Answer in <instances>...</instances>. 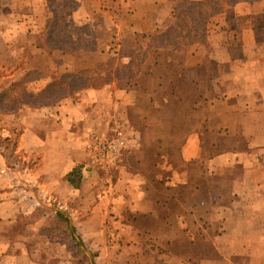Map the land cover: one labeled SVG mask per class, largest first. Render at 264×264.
Wrapping results in <instances>:
<instances>
[{
	"label": "crops",
	"instance_id": "crops-1",
	"mask_svg": "<svg viewBox=\"0 0 264 264\" xmlns=\"http://www.w3.org/2000/svg\"><path fill=\"white\" fill-rule=\"evenodd\" d=\"M72 1L77 5L73 23L93 25L104 17L118 52L132 54L138 37L165 31L178 13L204 0ZM48 6L49 0H0V55L14 60L9 58L5 66L18 65L30 51L23 39L40 38L48 30ZM148 64L153 63L146 64L139 83L90 89L75 102L65 100L44 110L49 124L34 130L46 148L36 151L41 162L35 183H55L44 190L51 200L58 185L77 197L82 209L73 214L84 241L97 237L108 246L139 251L152 238L162 249L152 254L154 260L195 262L206 258L199 256L205 252L216 259L228 235L223 230L230 228V202L239 205L240 199L264 191V149L258 157L249 152L255 139L244 125L254 115L264 119V0L226 6L210 20L206 42L191 46L179 67L163 62L170 77L157 72L161 65L155 62L158 69L146 72ZM177 84L186 88L185 94L171 91ZM176 96L194 106L192 130L180 140L172 136L171 127ZM106 109L127 114L137 133L111 180L94 163L90 140L103 129L98 115ZM231 118L242 121L231 124ZM230 134H241L245 147L230 146ZM236 166H241V175L230 178V168ZM79 167L82 181L76 189L67 176ZM105 181L109 186L102 188Z\"/></svg>",
	"mask_w": 264,
	"mask_h": 264
},
{
	"label": "rangeland",
	"instance_id": "rangeland-1",
	"mask_svg": "<svg viewBox=\"0 0 264 264\" xmlns=\"http://www.w3.org/2000/svg\"><path fill=\"white\" fill-rule=\"evenodd\" d=\"M76 8L77 5L72 0H49L48 9L52 15L50 26L40 38L23 39L30 50L25 53L24 59L16 66H5L4 63H7L9 58L14 61L13 57L12 55L3 57L0 55V66H3L0 68V94L12 83L24 78V75L30 71H37L43 76L27 85L31 93L37 94L62 74L74 73L83 68H93L98 64V61L93 59L78 62L71 50L64 48V42L60 40L61 37L69 34V30H80L85 34L91 31L104 37L103 40L106 42L110 40L112 31L106 25L104 17L96 19L93 25L82 21L73 23L72 12L76 11ZM50 34H53L51 43L48 40ZM56 39H59L58 42ZM34 45L35 49H32ZM54 46L58 48H53ZM62 51H69V56L62 54ZM54 52L57 55H54ZM187 52L175 54L170 49L153 50L146 64L150 61L153 64L154 62L159 63L161 68L158 69L153 64H148L146 72L151 71L152 73L158 69L157 72L170 77L169 71L163 70L165 68L162 65L163 62L171 61L174 62V67H179L180 61L184 60ZM109 60L105 58L103 63ZM119 61L125 62L126 60L119 59ZM144 67L136 78L118 80L113 83L123 82V85L125 83L130 85L131 82L135 84L141 82ZM106 86L90 89L97 90ZM90 89L68 95L55 104L41 108L21 106L14 112L5 113L7 108L0 111V264H264V191L262 196L240 199L239 205L235 203L233 206L230 202V228L223 230V233H228V235L222 242V252H219V257L216 259H213V253L205 252L204 255L201 256L200 253L199 256L206 258H198L195 262H192L193 260L173 261L164 258V260H154L152 254L160 253L162 249L156 248L152 238L147 239L144 247H142L141 240L142 246L139 251L136 250L137 247L128 250L118 246H108L105 239L97 237L92 238L91 241H84L78 234L73 214V211L82 209L81 204L79 206L76 204L77 197L73 195L70 197L68 192L58 185L56 199L51 200L48 195L46 196V192L55 183L44 180L42 187L35 183L34 175L41 162L36 151L44 153L46 148L36 140L34 130L48 126L49 120L43 117L46 115L44 110L54 108L65 100L75 102ZM170 89L174 94L181 96L185 94L186 88H181L177 84ZM175 98L170 111L175 116L171 118L172 136H176L177 139L179 137L180 140V136H183L185 131H189L190 128L192 130L193 111L191 108L194 106L190 108L187 104L189 102L186 103V100L178 96ZM254 106L259 105L256 103ZM261 108H264V102ZM118 110L106 109L99 113L98 122L103 129L92 133L90 136L92 144L97 136L101 138L111 136L110 116L113 115L120 117L131 128L134 133L130 137L132 142L137 140L136 129L129 122L127 114ZM239 120L242 121L241 118L230 119L231 124L236 121L238 123ZM261 120L264 119L258 115L244 120L248 136L255 139L249 152L257 157L264 149V126H260ZM231 137L233 139H230V146L237 145L238 149L245 147L241 134H230ZM99 168L103 173H107V178L110 180L114 174L113 170L116 169H106L102 166ZM241 172V166L230 168V178H239ZM108 181L103 183L102 188L109 186ZM59 213L61 216L58 215ZM68 222L73 226L76 236H72ZM179 248L182 251V247ZM184 258L188 259V257Z\"/></svg>",
	"mask_w": 264,
	"mask_h": 264
},
{
	"label": "trees",
	"instance_id": "trees-1",
	"mask_svg": "<svg viewBox=\"0 0 264 264\" xmlns=\"http://www.w3.org/2000/svg\"><path fill=\"white\" fill-rule=\"evenodd\" d=\"M240 1L243 0L192 2L188 8L175 16V23L165 31L155 35L138 37V49L132 55L118 52L115 46L114 32L110 37L108 36L110 40L106 42L103 40L104 37L97 35L95 32L90 31L85 34L80 30H69L68 35L60 38L64 42L63 47L69 48L78 62L93 59L97 60L98 64L93 68H83L74 73L62 74L37 94L31 93L27 85L43 76L37 71H30L24 75V78L12 83L0 94V111L7 108L5 113L14 112L21 106L41 108L55 104L68 95L86 89L100 88L118 80H132L140 75L144 65L150 58L149 54L153 50L170 49L173 53L178 54L187 52L192 45L205 43L210 20L221 14L226 6H231ZM52 36L53 34H50L48 39L50 43L52 42ZM58 40L56 39V42ZM53 48L58 47L54 46ZM105 58L110 60L103 63ZM119 59H125L126 61L121 62ZM81 178L80 167L67 176L68 181L76 189L81 185ZM68 227L72 236H76L70 222H68Z\"/></svg>",
	"mask_w": 264,
	"mask_h": 264
},
{
	"label": "built area",
	"instance_id": "built-area-1",
	"mask_svg": "<svg viewBox=\"0 0 264 264\" xmlns=\"http://www.w3.org/2000/svg\"><path fill=\"white\" fill-rule=\"evenodd\" d=\"M109 138L95 137L92 144V156L94 163L103 168H117L121 162L123 150L132 143L131 136L134 134L120 117L110 116Z\"/></svg>",
	"mask_w": 264,
	"mask_h": 264
}]
</instances>
